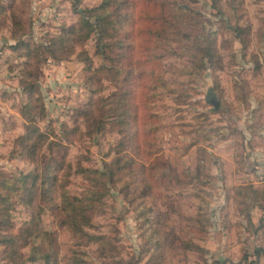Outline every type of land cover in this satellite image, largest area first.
Here are the masks:
<instances>
[{
  "label": "rangeland",
  "instance_id": "1",
  "mask_svg": "<svg viewBox=\"0 0 264 264\" xmlns=\"http://www.w3.org/2000/svg\"><path fill=\"white\" fill-rule=\"evenodd\" d=\"M102 4L114 37L94 29L80 43L68 28ZM206 37L217 54L202 62L197 44ZM102 42L113 43L107 53ZM29 103L48 132L34 154L14 150ZM263 130L264 0H0V170L43 173L51 164L50 176H64L49 193L39 179L33 205L15 202L14 224L0 234L36 217L51 233L55 264L75 256L86 264H222V252L247 241L251 205L264 200V187L233 183L236 172L256 169L251 150L264 145ZM83 168L108 170L109 180L80 234L60 206L63 190L83 197L99 188ZM252 241L242 247L244 264L255 261ZM31 249L19 250L20 264H44L29 259ZM0 264H13L1 242Z\"/></svg>",
  "mask_w": 264,
  "mask_h": 264
},
{
  "label": "trees",
  "instance_id": "2",
  "mask_svg": "<svg viewBox=\"0 0 264 264\" xmlns=\"http://www.w3.org/2000/svg\"><path fill=\"white\" fill-rule=\"evenodd\" d=\"M104 9H105V5L102 4L100 6L90 8L91 14L88 12L89 9L86 10L85 15L84 13H82L81 15L80 23L78 25L74 24L68 28L69 32L73 34V36L76 37L75 39L80 41V43L83 40L88 39L94 29H96L100 33L101 38L105 36L114 37V34L107 27V23L110 24L112 23V21L111 19L107 20V18L105 17L106 14L105 12H103ZM93 12H95L94 15L96 16L97 19L96 24H94L90 20V17L92 16ZM59 39L61 45L65 48H68L64 44L66 43L68 36L62 35ZM115 42L118 43V39H116ZM112 44L113 43L111 42L108 43L102 42L101 46L105 51L104 53H107L106 48L112 47ZM71 45L72 44L70 43V47ZM48 48L50 49L54 57L57 58L63 57L60 51H57L55 48L52 47V45H49ZM197 48L198 50H200V59L202 60V62L205 59V57H208L209 59H214L216 57L217 48L214 38L206 37V40L204 42L202 41V43L197 44ZM37 50L39 52V49ZM34 54L36 55V52L30 48L27 55L35 56ZM120 55L121 54L119 53V56ZM79 56L88 65H90L91 57L86 50L81 51ZM113 68L115 72H119L120 70V66L119 67L113 66ZM33 82H31V88H33V84H34ZM30 104L31 103L25 105L23 108V114L27 120L26 131L18 137L17 144L14 149L15 152H18V147L21 145L22 149L20 150L21 151L20 153L24 151L25 146H29L30 151L34 154L37 148L39 146L45 145V143L48 140L47 139L48 132L42 130L39 124L35 122V116L32 115L33 109L30 107ZM90 106L88 105L83 110L84 111L83 113L87 117L93 115V111ZM42 107H44V105ZM118 107H121V105L117 106V108ZM119 113L122 114L121 111H119ZM95 125L97 126V129H102L104 127L101 118H97V124ZM116 159H117V164L120 160H122L121 157H117ZM46 168L48 169L43 171V173L35 168V170L26 173H21L20 175L15 174L13 172L9 173L0 170V229L9 230L13 226L14 223L12 222L13 220L11 218V209L14 208L15 202L19 201V202H25L28 205H33L35 201V194L37 188L39 187L38 184L39 179L41 180V185H44L43 189L46 191V193H49V190L51 191V189L56 186L57 182L62 181L64 176H59L58 174H55L54 176H50L48 174L51 168V164L50 166L49 164H47ZM83 169L84 171H88V172L92 171L93 173L96 174V175L94 174L95 176L91 180L99 188L97 190H91L89 194H85V196L83 197H79V196L73 197L69 194V192L63 190V194H62L63 200L60 206V209L65 217L64 222L69 227H71L76 233H80V234H82L83 225L91 222V216L89 211L94 209L95 202L100 200V197L105 193L108 187L107 184L109 180L108 170L90 169V168H83ZM110 171L112 175L115 174L114 167H111ZM13 197L16 198L14 199ZM50 234L51 233H49V231L43 229L39 225V222L35 217L25 222L19 228L18 232H8L6 234H0V242L5 246V253L7 254V256H9L12 259L13 264L21 263V261L19 260V258L21 257V252L19 250L22 247H25L29 244L32 245V249H31L32 255L31 258H29L30 260L35 261L37 259H42L44 261V264H55L57 261V257L55 258L53 256L54 254L52 253L51 248H49L50 242L48 240L51 237ZM72 264H86V263L83 260V258L75 256L72 261Z\"/></svg>",
  "mask_w": 264,
  "mask_h": 264
},
{
  "label": "crops",
  "instance_id": "3",
  "mask_svg": "<svg viewBox=\"0 0 264 264\" xmlns=\"http://www.w3.org/2000/svg\"><path fill=\"white\" fill-rule=\"evenodd\" d=\"M264 131V130H263ZM251 163L256 167V169H248V171H242L240 173H235V178H239V182H233L235 185H240V183H246L243 182V179H246L248 183H252L254 187H264V145H257L251 150ZM240 175V176H239ZM242 175V176H241ZM232 177V180L234 179ZM242 177V178H240ZM263 185V186H262ZM251 218H247L245 220L246 226V240L247 241H239V239L236 240L234 244L233 250H236V253L229 252H222L223 258L221 259V263L224 264L225 258H230L235 263L244 264L241 262V257H245L246 253L242 255V247L245 245V247H248L247 244L250 243L252 240H255L254 243H252L254 249L249 248V258L250 260L255 259L254 262H250L249 264H264V200L262 203H253L251 205ZM253 226V235H251L250 227ZM253 242V241H252ZM247 251V250H245ZM230 261V260H229ZM228 261V262H229ZM227 264V262L225 263Z\"/></svg>",
  "mask_w": 264,
  "mask_h": 264
},
{
  "label": "water",
  "instance_id": "4",
  "mask_svg": "<svg viewBox=\"0 0 264 264\" xmlns=\"http://www.w3.org/2000/svg\"><path fill=\"white\" fill-rule=\"evenodd\" d=\"M211 100L214 102V104H215V107L216 108H218L219 107V100L218 99H216V97L215 96H213L212 98H211Z\"/></svg>",
  "mask_w": 264,
  "mask_h": 264
}]
</instances>
